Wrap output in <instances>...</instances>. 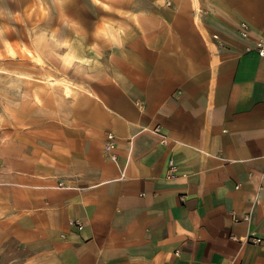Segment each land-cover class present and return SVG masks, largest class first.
<instances>
[{"label": "crops", "instance_id": "0c3cea01", "mask_svg": "<svg viewBox=\"0 0 264 264\" xmlns=\"http://www.w3.org/2000/svg\"><path fill=\"white\" fill-rule=\"evenodd\" d=\"M110 4L69 54L94 109L0 151V264H264V0Z\"/></svg>", "mask_w": 264, "mask_h": 264}, {"label": "rangeland", "instance_id": "374dc122", "mask_svg": "<svg viewBox=\"0 0 264 264\" xmlns=\"http://www.w3.org/2000/svg\"><path fill=\"white\" fill-rule=\"evenodd\" d=\"M110 3L0 0L2 155L29 145L32 139L41 142L47 134L59 135L73 124L71 120L94 109V94H87L96 82L94 63L69 54L89 52L78 40L94 38L95 22L113 24L116 17L108 12L114 11Z\"/></svg>", "mask_w": 264, "mask_h": 264}, {"label": "built area", "instance_id": "2783aa9c", "mask_svg": "<svg viewBox=\"0 0 264 264\" xmlns=\"http://www.w3.org/2000/svg\"><path fill=\"white\" fill-rule=\"evenodd\" d=\"M237 33L240 39L246 40L250 36V27L246 22H241L238 25L237 28ZM210 40L214 46V49L216 52H222L227 44V38L224 37L221 33L214 31L210 33ZM244 51H254L259 57H264V37H258L254 40V42L249 45H243ZM165 141L162 140V143ZM114 143H115V136L112 132H107L105 135V143H104V149L106 151H110L114 148ZM175 166L173 165L172 161L169 160L168 162V169H167V176L173 175ZM242 221L248 222L249 220V215L246 214L242 217ZM70 225L76 226L78 229L82 228V223L79 222L78 220H70L69 221ZM251 241L255 244H260L262 242V239L259 237H256L254 233H251L250 237ZM174 254L176 256L179 255L178 251H175Z\"/></svg>", "mask_w": 264, "mask_h": 264}]
</instances>
